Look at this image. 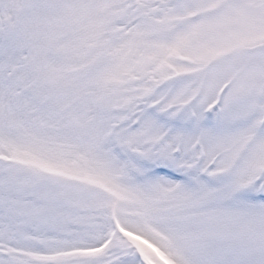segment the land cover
Listing matches in <instances>:
<instances>
[{"label":"snow or ice","instance_id":"1","mask_svg":"<svg viewBox=\"0 0 264 264\" xmlns=\"http://www.w3.org/2000/svg\"><path fill=\"white\" fill-rule=\"evenodd\" d=\"M0 264H264V0H0Z\"/></svg>","mask_w":264,"mask_h":264}]
</instances>
